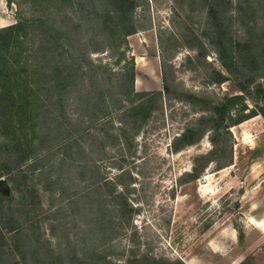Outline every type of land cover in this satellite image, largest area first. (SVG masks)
<instances>
[{
    "label": "rangeland",
    "instance_id": "1",
    "mask_svg": "<svg viewBox=\"0 0 264 264\" xmlns=\"http://www.w3.org/2000/svg\"><path fill=\"white\" fill-rule=\"evenodd\" d=\"M13 1L0 0V29L37 16ZM216 2L213 19L206 0H138L137 33L125 45L116 35L98 52L80 48L88 50L82 65L90 73L121 75L133 62L135 92H161L162 100L140 129L132 124L141 117L126 113L130 101H120V84L106 94L104 120L94 118L103 108L97 101L89 111L84 100L67 107L59 121L69 130L45 133L37 170H28L29 162L0 178L14 196L0 197V216L9 220L0 222V258H20L15 248L26 241L28 258L53 251L89 264H104L97 259L105 256L111 264H264V0ZM88 34L87 27L78 33ZM252 71L263 76L254 79ZM235 95L244 99L245 114L259 115L217 137L222 151L213 158L221 165L213 162L191 179L194 159L213 151L214 134L178 153L172 141ZM6 152L0 148V163L12 160ZM126 201L130 219L122 212ZM105 213L108 223L97 225ZM17 223L22 237L9 230Z\"/></svg>",
    "mask_w": 264,
    "mask_h": 264
},
{
    "label": "trees",
    "instance_id": "2",
    "mask_svg": "<svg viewBox=\"0 0 264 264\" xmlns=\"http://www.w3.org/2000/svg\"><path fill=\"white\" fill-rule=\"evenodd\" d=\"M21 1L29 4L37 16L19 18L15 24L0 29V148L7 150L6 153L9 152L12 159L7 164L0 163V178L14 170L22 169L29 162L31 164L28 170H37L34 164L39 159V149L43 147L45 133L52 135L57 128V133L67 132L68 125L61 123L59 118L67 107L78 106L79 101H85L87 111L96 101L101 107L103 105V108L94 113V118L96 117V121L104 120L108 115L106 94L108 90L111 91L120 84L123 88L120 101H130L131 107L126 113L131 118L141 117L140 121L135 118L132 124L133 129H140L151 113L158 109L157 104L162 100L161 92H135L133 62L121 75L109 69L102 75L95 74L94 70L90 73V70L82 65L83 59H89V53L87 54L89 49L93 52L100 51L107 47L105 42L116 35L121 38L120 44L125 45L126 39L137 33L134 12L138 0ZM206 1L209 4V16L215 19L218 13L215 8L217 2L216 0ZM13 2L8 0V3ZM70 22L74 23L73 26ZM86 27L89 34L83 39L78 33L81 36V31L86 30ZM84 45L88 50L86 49L82 54L80 48ZM98 45H102V48L96 47ZM120 58L124 59L125 54L122 53ZM250 58L255 63L261 61L256 54L250 55ZM89 62L93 67L91 60ZM252 74L255 75L254 79L263 76L256 71H252ZM240 87L241 91L245 89ZM125 88L127 90H124ZM164 92H169L167 84L164 86ZM83 94L84 97L80 96ZM92 95L96 99H89ZM246 110L248 107L241 96L226 98L212 109L206 110L209 112L208 115L199 118L194 126L185 129L172 141V150L178 153L186 147L198 144L207 133L214 134L213 151L210 155L194 159V165L189 174L191 179H199L201 173L213 162L221 165L222 161L218 156L213 158L214 154L222 151L216 138H223L229 133L231 126H237L259 115L255 112L245 114ZM233 111L236 113L234 114ZM260 115L264 116V114ZM138 122H140L139 125ZM64 139H67L65 144L67 147L63 145L62 148L68 149L70 140L66 137ZM97 181H104L106 185H109L106 177H99ZM100 190V188L97 189L98 192L95 194L98 199L97 204L102 197ZM32 191L37 193L35 188H32ZM0 197L10 202L14 200L13 195L7 196L1 192ZM102 207L100 203V209ZM104 211L109 215L108 210ZM122 212L128 219L133 215V208L127 201L124 203ZM106 213L97 218L95 221L97 225L108 223L105 221ZM6 221H9L7 217L0 216L1 224L7 226ZM22 227V223H17L9 226V230L15 237H22L24 236ZM107 231L102 229L104 235ZM27 249L29 250V246L25 241V244L15 248L20 258H12L10 261L0 258V264H89L80 263L74 259L66 261L64 254L56 253L55 258L51 255L54 254L53 251L49 252L50 258H28ZM30 249H32L31 245ZM106 258L108 257L105 256L104 259H97V261L111 264ZM154 264H161V262Z\"/></svg>",
    "mask_w": 264,
    "mask_h": 264
},
{
    "label": "water",
    "instance_id": "3",
    "mask_svg": "<svg viewBox=\"0 0 264 264\" xmlns=\"http://www.w3.org/2000/svg\"><path fill=\"white\" fill-rule=\"evenodd\" d=\"M0 192L6 195L10 193V187L4 179H0Z\"/></svg>",
    "mask_w": 264,
    "mask_h": 264
}]
</instances>
